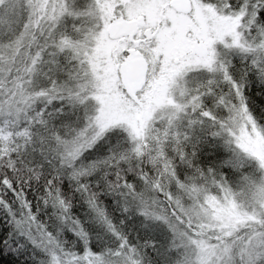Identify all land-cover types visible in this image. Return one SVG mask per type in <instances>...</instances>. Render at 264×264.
<instances>
[{
  "label": "snow or ice",
  "instance_id": "6c2138e0",
  "mask_svg": "<svg viewBox=\"0 0 264 264\" xmlns=\"http://www.w3.org/2000/svg\"><path fill=\"white\" fill-rule=\"evenodd\" d=\"M0 264H264V0H0Z\"/></svg>",
  "mask_w": 264,
  "mask_h": 264
}]
</instances>
